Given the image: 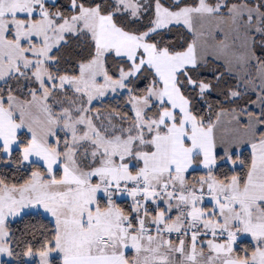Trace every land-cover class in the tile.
<instances>
[{
    "label": "snow or ice",
    "instance_id": "1",
    "mask_svg": "<svg viewBox=\"0 0 264 264\" xmlns=\"http://www.w3.org/2000/svg\"><path fill=\"white\" fill-rule=\"evenodd\" d=\"M205 20L235 34L231 43L224 35L215 55L203 46L198 54L195 24ZM172 25L195 37L184 50L163 38ZM81 46L87 55L75 51ZM257 48L264 54V0H0V166L27 174L0 175V258L264 264ZM233 55L258 66L261 82L251 90L259 111L233 109L224 129L225 113L213 122L193 101L224 75L215 85L201 80L202 63L212 56L227 67ZM248 90L238 83L223 95L237 103ZM110 94L126 97L124 111L96 110ZM196 168L205 174L190 179ZM27 210L51 217V230L16 240L10 219ZM242 236L253 242L243 256Z\"/></svg>",
    "mask_w": 264,
    "mask_h": 264
},
{
    "label": "trees",
    "instance_id": "2",
    "mask_svg": "<svg viewBox=\"0 0 264 264\" xmlns=\"http://www.w3.org/2000/svg\"><path fill=\"white\" fill-rule=\"evenodd\" d=\"M66 2V0H63ZM191 2V0H188ZM147 23V20L144 21ZM158 39L160 37H157ZM163 38L169 44H172L176 47V50H184L187 47L188 43H191L193 40V36L190 32L186 30L185 27L182 25H172L170 26V30H164ZM259 40V37L257 38ZM76 52H82L83 55H87V52L84 50L83 46L80 48L75 49ZM256 55L260 56L261 59H264V54H262L257 48ZM73 61L78 60L80 57L73 55L71 57ZM68 68L74 67V64L66 65ZM200 71V79L209 82L212 84H217L216 77L223 73V79L219 84V87L213 89V91L208 94L205 99L201 100L199 97L194 99L193 103L196 107V110L200 112L201 115H211L212 121L216 119L217 114L220 111H232L236 109L238 112L242 107H249V110L255 111L250 107L252 101H255L256 95L250 92L244 93L242 99L238 100L237 103H229L230 98L223 95L224 92L229 90H235L236 85L238 84V80L236 76L229 74L227 69L223 64L217 62L213 59H207L205 63H203L199 69ZM2 83V82H0ZM11 84H15V81H11ZM241 91L243 89L241 88ZM250 98V99H249ZM125 100L126 97L123 99L119 96L114 98L113 96H108L103 100V103L97 102L96 110L100 111L101 113H108V112H122L125 109ZM119 105V107H117ZM211 105V108L209 107ZM257 112V111H255ZM244 155H248V151H244ZM35 170V169H33ZM204 172L200 170H195L191 172V179L199 178L201 175H204ZM0 175L6 176L8 178H15L20 175H27L26 173H20L16 171V166L13 165L12 167H3L0 166ZM121 206H126L125 203H122ZM52 222L48 217L43 216L40 212H27L20 217L11 220L9 224V231L13 234L14 239L16 240H23L25 238L38 239L40 236L41 231H49L51 230ZM23 244H21V248ZM239 255L243 256L242 249H249L251 251L253 247V242L250 239H240L237 243ZM19 250V249H18ZM4 264H8L7 261L3 260ZM12 264H15V261H12Z\"/></svg>",
    "mask_w": 264,
    "mask_h": 264
},
{
    "label": "rangeland",
    "instance_id": "3",
    "mask_svg": "<svg viewBox=\"0 0 264 264\" xmlns=\"http://www.w3.org/2000/svg\"><path fill=\"white\" fill-rule=\"evenodd\" d=\"M195 31L197 34L203 33V35L200 36V38L197 41L198 54H200L202 56L204 55V52H203L201 46H203V48H207L208 51L212 53V55H215V52L218 49L220 41L224 39V35H227L229 37L228 43H231V37L233 35H235L231 31V25H229V24L217 25L215 20H205V21H203L202 25H201V23H196L195 24ZM192 36L194 39L195 37L193 34H192ZM235 51H236V55H239V52L242 51V49L237 47V49ZM208 58L212 59V56H209ZM231 59H232V63H231V65H229L227 67L225 66V61L223 59H217L215 61L223 64L225 66V68L227 69V71L229 72V74L236 76L238 83H240V84L247 83L248 87H249V90L247 92H250V93L257 95L256 92L251 90L252 84L258 85L261 82L258 78L259 77V73L257 70L258 66L255 64V61L252 62L251 66H249V65L241 66V62L236 59L235 55H233L231 57ZM109 96H113V95L110 94ZM250 107L257 112L259 111V107L256 104L251 103ZM27 212H37V211L36 210H27L26 213ZM39 212L43 216L48 217L51 220V217H49L47 214H44L42 212V210ZM21 215H23V214H21ZM16 218H18V217H16ZM16 218H14V219H16ZM14 219H10V221L14 220ZM51 222H52V220H51ZM0 259L9 262V260L11 258L3 257Z\"/></svg>",
    "mask_w": 264,
    "mask_h": 264
},
{
    "label": "crops",
    "instance_id": "4",
    "mask_svg": "<svg viewBox=\"0 0 264 264\" xmlns=\"http://www.w3.org/2000/svg\"><path fill=\"white\" fill-rule=\"evenodd\" d=\"M220 112L225 113L221 117V120H220V124H221L222 128H224V129H231L232 125L229 124V121L232 119V116H231L232 111H220ZM215 121H216V119L213 122H215ZM233 124H234V121H233ZM242 128H243V126H241V129ZM195 170H200L201 172H204L205 173V170L202 169V168H196ZM190 179H191V177H190ZM206 205L210 207V205H208V202L207 201H206ZM244 238L251 240V238L248 237V236H242L241 237V239H244Z\"/></svg>",
    "mask_w": 264,
    "mask_h": 264
}]
</instances>
